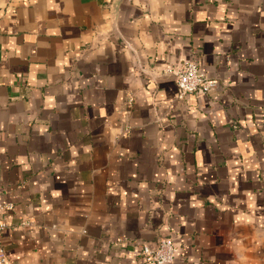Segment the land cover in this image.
Wrapping results in <instances>:
<instances>
[{
    "label": "crops",
    "instance_id": "crops-1",
    "mask_svg": "<svg viewBox=\"0 0 264 264\" xmlns=\"http://www.w3.org/2000/svg\"><path fill=\"white\" fill-rule=\"evenodd\" d=\"M0 201L6 264H264V0H0Z\"/></svg>",
    "mask_w": 264,
    "mask_h": 264
},
{
    "label": "built area",
    "instance_id": "built-area-1",
    "mask_svg": "<svg viewBox=\"0 0 264 264\" xmlns=\"http://www.w3.org/2000/svg\"><path fill=\"white\" fill-rule=\"evenodd\" d=\"M167 72H171L176 77L178 100H183L187 94L206 93L219 85L216 79L209 78L199 71L195 60L185 62L175 69H168ZM10 209L11 205H4L0 201V214ZM5 228V220L0 216V234ZM175 251L172 241L163 238L158 241L154 248L143 246L141 254L148 264H169L173 261ZM6 261L5 250L0 244V264H6Z\"/></svg>",
    "mask_w": 264,
    "mask_h": 264
},
{
    "label": "water",
    "instance_id": "water-1",
    "mask_svg": "<svg viewBox=\"0 0 264 264\" xmlns=\"http://www.w3.org/2000/svg\"><path fill=\"white\" fill-rule=\"evenodd\" d=\"M165 74L170 75L171 77H173L174 82L176 81V77H175V75L172 74L171 72H166Z\"/></svg>",
    "mask_w": 264,
    "mask_h": 264
}]
</instances>
